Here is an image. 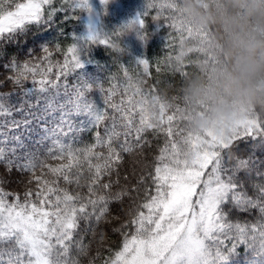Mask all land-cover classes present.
I'll list each match as a JSON object with an SVG mask.
<instances>
[{"label":"snow or ice","instance_id":"1","mask_svg":"<svg viewBox=\"0 0 264 264\" xmlns=\"http://www.w3.org/2000/svg\"><path fill=\"white\" fill-rule=\"evenodd\" d=\"M71 2L81 10L79 19L84 30L72 34L74 42L64 51L63 63L55 65V79L52 78V56L61 48L58 43L50 48L51 41L40 44L42 55L35 58L36 62L18 64L13 59L4 66L13 73L7 79L23 89V98L16 106L9 103L10 93L0 94V145H13L7 149L0 147V161L4 160L6 150L14 154L24 146V139L39 128L44 132L41 140L51 139L55 146L57 155L53 158L67 162L56 166L41 165L48 167L55 179L33 176L37 182L35 200L30 199L33 192L29 190L23 203L19 197L9 202L11 193L0 188V264H77L69 259V254L79 222L83 220L91 225L94 220L99 223L108 213L111 202L129 195L127 188L112 194L113 182L105 183L103 177L119 165L122 153L131 152L134 146L142 147L145 142L142 133L149 129L154 133H165L168 138L166 147L156 157L153 173L147 177L151 179L154 192L149 195L146 191L142 203L133 200L128 213L131 219L113 229L121 232L122 243L104 264H231L238 243L254 253L256 258L251 264H264V224L250 227L233 224L224 211L231 202L241 210L258 207L264 214V184L255 186L258 189L256 199L248 197L240 191L242 185L236 182L234 173L226 174L221 156V151L238 139L259 137L264 141V119L254 114L236 121L227 131L193 133L183 127L186 119L183 107L162 101L156 95L149 100L131 83L125 85V98L118 103L113 101L118 86L112 85L107 89L104 107H101L88 98L93 89L101 93L106 91L99 79L89 76L86 71V66L93 62L91 46H110L118 52H126L147 71L149 62L141 52L150 46V37L144 31L145 21L141 18L145 13L136 11L134 16L109 32L101 23V16L107 14L110 0H99L102 6L99 9L95 0ZM51 4L52 0H12L7 4L0 0V40L20 45L23 37V44H26L33 25L46 33L52 27L57 11L53 9L45 16V6ZM166 6L176 13L180 28L198 40L195 50L203 53V62L214 63L205 50L204 34L194 30L184 18L179 0H167ZM132 34L139 47L129 46L127 37ZM116 38L120 39L119 44L115 42ZM184 55L182 48L176 56L177 66ZM77 70V83L69 86V74ZM29 75L33 86L23 88ZM37 75L39 79H36ZM129 91L132 95H128ZM32 97H35V103ZM169 109L172 114H167ZM15 114L21 118L15 119ZM76 118H79V125L74 122ZM101 127L103 132L99 130ZM92 128L98 129L95 143L73 147L77 134ZM133 133L134 144L129 140ZM69 137L64 143L62 138ZM97 148L107 151H96ZM7 164L10 168L12 161ZM248 166L249 161L237 162V168ZM18 167L33 170L36 164L27 160ZM145 179L141 176L139 183ZM59 180L76 188L86 187L87 195L60 187ZM101 190H104L103 194ZM133 190L139 191L137 187ZM126 228L132 231H123ZM233 232L235 235H230ZM226 241L232 242L227 250ZM75 247L79 253H86L87 246L82 242H76Z\"/></svg>","mask_w":264,"mask_h":264},{"label":"trees","instance_id":"2","mask_svg":"<svg viewBox=\"0 0 264 264\" xmlns=\"http://www.w3.org/2000/svg\"><path fill=\"white\" fill-rule=\"evenodd\" d=\"M4 2L7 4L12 0H4ZM15 2H21V0H15ZM166 3L167 0H110L107 14L102 13L101 16V23L109 32L124 20L134 16L136 11L139 10L145 13L141 18L145 21L144 31L150 37V46L142 49L141 52L149 63L147 71H145L144 66L137 65L135 59L129 58L126 52H118L110 46L92 45L90 58L93 62L86 66V71L89 76L98 78L106 91L101 93L98 89H93L88 95L90 100H95L101 107H104L103 98L107 94V89L112 85H117V95L113 98V101L118 103L122 98H125V85L131 83L139 87L142 93L148 96L149 100L152 95H156L162 101L183 107L178 98V88L185 78L182 74L185 72L189 74L198 70L205 56L195 50L198 47V40L189 37L187 32L180 28L176 13L169 9ZM97 7L99 9L102 6L97 4ZM53 9L57 11L53 18L52 27L46 33L42 28L33 25L27 34L26 44H23V37L20 45L0 40V94L10 93L9 103L11 104L19 106V102L23 98V89L7 79L13 73L4 66L13 59L18 64L25 61L36 62L35 58L42 55L40 44L51 41L50 48L55 43H58L61 48L59 52L54 51L52 56L54 65L52 78L55 79V65L63 63L64 51L74 42L72 34L84 30V26L79 19L81 10L75 8L71 0H52L50 6H45V16ZM66 16L68 19H65ZM127 39L129 46L139 47L134 34L129 35ZM115 42L119 44L120 39L116 38ZM182 48L185 50V55L182 63L177 66L176 56L180 54ZM188 48L193 49V51L188 52ZM30 49L31 55H29ZM78 75L79 70L69 74V86L77 83ZM39 78V75H37L36 79ZM32 86V77L29 75L23 88ZM128 95H132V92L129 91ZM31 99L35 103V97ZM109 113L111 114V110H109ZM167 114H172V110L169 109ZM257 117L264 119V114L257 111ZM14 118L20 119L21 117L19 114H15ZM76 122L79 125V121ZM136 123H139L138 113L136 114ZM36 130L37 132L41 131V129L36 128L29 136L31 141L24 139V144L38 138L34 134ZM97 130L92 128L78 133L73 147L82 148L95 143ZM99 130L103 132V127ZM142 136L145 141L142 147L134 146L131 152L122 153V161L119 165L114 168L110 175L103 177V182H113L110 189L112 194L127 188L129 195L124 196L119 201L111 202L108 213L99 223L94 220L91 225L83 220L79 222V227L74 232L73 245L69 254V259L75 260L77 264H104L105 260L114 256L115 251L119 249L122 243L123 237L121 232L113 231V229L119 228L126 220L131 219V215L128 213L134 199L136 203H142L146 191L149 195L153 194L154 186L151 179L147 177L149 173H153L157 162L156 157L161 154V149L166 147L168 138L165 133H154L150 129L142 133ZM69 139L70 137L65 138L63 142L67 143ZM123 139L124 137L121 136L120 140L123 141ZM129 140L134 144L135 133L129 137ZM11 146L13 145H0V147L6 149L11 148ZM32 148L30 151L31 160L36 164L33 170H24L18 167V165L26 163L21 161V158L23 160V153H27L24 151V147L18 148L14 154L6 150L4 160L0 161V188L11 193L8 197L9 202L19 197L20 202L23 203L25 193L29 190L33 192L30 199L35 200L34 193L37 190V182L33 179V176L43 177L47 180L55 179L49 172L48 167H42L41 165L56 166L62 162H67L66 160L61 161L53 158L57 155L55 149L50 154L49 151ZM96 151L106 153L107 150L97 148ZM221 156L223 167L227 169L226 174L233 175L234 173L236 182L242 185L240 191L245 192L248 197L256 199L258 189L255 186L264 184V141L259 137L256 139L250 137L238 139L228 149H223ZM9 160L12 161L10 168L7 164ZM239 160L249 161L248 168H237ZM141 176L146 177L143 183H139ZM58 183L60 187H66L70 192L79 191L87 195L86 187L76 188L75 185L65 184L63 180H59ZM134 187H137L139 191H134ZM101 193L103 194L104 190H101ZM224 211L228 215V221L233 224L239 223L249 227L264 224V214L260 212L258 207L241 210L228 202ZM123 231L130 232L132 229L126 228ZM102 235L103 239H101ZM230 235H235V233H230ZM251 235L252 233L249 232V236ZM76 242H82L87 246L85 254L77 251ZM256 243L258 245L259 241L257 240ZM231 246L232 242L226 241L225 250ZM250 254H254L251 249L238 243L236 252L231 257V264H242L236 262V260Z\"/></svg>","mask_w":264,"mask_h":264},{"label":"clouds","instance_id":"3","mask_svg":"<svg viewBox=\"0 0 264 264\" xmlns=\"http://www.w3.org/2000/svg\"><path fill=\"white\" fill-rule=\"evenodd\" d=\"M214 63H200L178 88L186 131H227L264 114V0H179Z\"/></svg>","mask_w":264,"mask_h":264},{"label":"rangeland","instance_id":"4","mask_svg":"<svg viewBox=\"0 0 264 264\" xmlns=\"http://www.w3.org/2000/svg\"><path fill=\"white\" fill-rule=\"evenodd\" d=\"M95 2H96V4H99V0H95ZM80 22H81V20H80ZM81 24L83 25L82 22H81ZM76 121H79V119L76 118L74 122L77 123ZM34 134L37 135L38 138L32 140V142H30V143H25L24 146H23L25 148L24 151L27 152L26 154L23 153V156H22L23 160L21 158V161H23V162H27V160H29V159L31 160L32 156L30 155L31 154L30 151L33 149L32 147H34V149H36V150H40L41 149V150H44V151H49V149H52V150L55 149V146L53 145L51 139H49V140H41V137H43V135H44V132L42 130L38 131V132L36 130ZM62 139L65 140V138H62ZM26 140L31 141L29 137L26 138ZM255 258L256 257L254 256V254H250V255H246L243 258H239L238 260H236V262L242 263V264H251V262Z\"/></svg>","mask_w":264,"mask_h":264}]
</instances>
